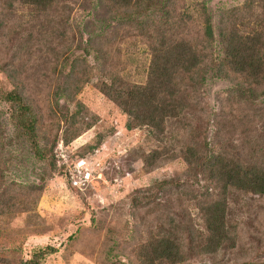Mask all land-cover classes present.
Returning a JSON list of instances; mask_svg holds the SVG:
<instances>
[{
  "label": "rangeland",
  "instance_id": "1",
  "mask_svg": "<svg viewBox=\"0 0 264 264\" xmlns=\"http://www.w3.org/2000/svg\"><path fill=\"white\" fill-rule=\"evenodd\" d=\"M146 2L125 9L110 0H55L43 10L0 0V264H144V245L161 239L183 259L149 264H264V194L222 195L204 171H187L183 157L194 129L206 126L216 145L229 143L264 166V84L240 103L228 90L249 80L217 78L208 67L190 92L201 103L159 132L127 129V115L100 88L112 79L140 84L148 72L151 37L111 43L120 17L129 27H139L144 10L153 22L191 17L182 34L210 52L224 30H264V0H167L160 11ZM203 8L214 29L209 44L194 39ZM91 28L101 35L89 42ZM12 90L22 102L8 99ZM209 192L222 197L228 233L208 252Z\"/></svg>",
  "mask_w": 264,
  "mask_h": 264
},
{
  "label": "trees",
  "instance_id": "2",
  "mask_svg": "<svg viewBox=\"0 0 264 264\" xmlns=\"http://www.w3.org/2000/svg\"><path fill=\"white\" fill-rule=\"evenodd\" d=\"M20 1L36 9L42 7L43 10L48 8L45 5L55 2V0ZM110 1L125 9L131 2V0ZM144 1H147L146 8L151 7V9L160 11L167 0ZM202 12L204 15L201 16L200 34L196 33L194 39L197 43L209 44L214 39V29L205 8ZM138 15H140L139 27H129L131 22L130 20L125 21L124 17L118 19L117 24L122 28L118 27L114 35L112 34L113 42L111 43L120 44L127 36H137L143 41L152 38L151 59L145 80L140 84L135 82L116 84L117 80L112 79L110 82L102 81L100 84L103 93L114 100L127 115L125 123L127 129L146 125L159 132L165 129L167 122L172 119L181 122L180 118L185 116L192 105L198 106L201 103V100L198 101L190 92L198 91L199 87L204 84L207 78L205 71L208 67L212 69V76L217 78H228L231 74H236L249 80L247 87L236 86L228 90V92L238 93L241 98L240 103L252 102L258 85L264 84V30H253V32L246 33L239 29L224 30L220 33L216 49L208 52L207 45L197 47L186 34H182L192 20L191 17L174 14L171 21L169 15H163V21L153 22L146 10L138 12ZM146 22L151 24L144 26ZM123 23L126 25L123 26ZM170 30L175 35L172 42L164 32ZM88 33L89 42L92 38L101 35L95 33L92 28ZM156 33H160L159 36L153 37ZM94 49L96 61L100 57L98 52L101 50L96 47ZM90 51L89 49V54ZM82 59L85 63V58L82 57ZM94 67L95 65H89V68ZM180 84L185 85L183 90ZM247 94L251 98L247 97ZM7 96L9 100L21 102L24 98V94L16 90H12ZM210 123L206 122L208 128ZM188 125L193 127L190 123ZM194 130L197 136L193 144H187L183 150L187 171L196 169L200 172L204 171L210 181L220 186L222 195H226L230 188L264 194V166L254 164L251 158L241 157L233 145L230 144L229 147V143L216 145L214 137L205 135L207 134L206 126L202 133H200L199 126ZM215 137L222 141L219 130L215 131ZM101 140L102 138L99 139V144ZM204 208L206 209L204 218L208 231V244H204L203 249L209 252L210 247L220 245L228 231L224 228L225 209L222 197L214 199L212 192L207 193ZM191 232L189 230V234ZM144 246L147 252L143 254L144 264H149L148 262L155 258L170 262L183 259L178 246L173 241L161 239L151 241Z\"/></svg>",
  "mask_w": 264,
  "mask_h": 264
}]
</instances>
